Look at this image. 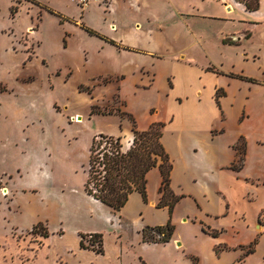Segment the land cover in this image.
<instances>
[{
    "label": "crops",
    "instance_id": "crops-1",
    "mask_svg": "<svg viewBox=\"0 0 264 264\" xmlns=\"http://www.w3.org/2000/svg\"><path fill=\"white\" fill-rule=\"evenodd\" d=\"M106 1L108 9L113 0ZM172 8L175 22L157 50L131 35L129 42L104 38L116 50V65L103 73L115 86L107 103L116 93L123 114H113L117 132L109 135L122 152L132 143L129 117L138 131L162 125L169 189L179 198L171 213L157 206L161 175L152 168L146 202L132 192L113 213L88 197L106 212L98 226L48 232L38 225L41 232L29 235L21 252L0 241V264H137V256L154 264L151 253L160 246L194 255L199 264L205 258L206 264H264V0L256 11L236 0H187ZM143 28L136 23L127 30L144 41ZM167 222L173 228L168 243L143 242L144 228ZM92 234L101 236V253L85 240L80 247L81 236Z\"/></svg>",
    "mask_w": 264,
    "mask_h": 264
},
{
    "label": "rangeland",
    "instance_id": "rangeland-1",
    "mask_svg": "<svg viewBox=\"0 0 264 264\" xmlns=\"http://www.w3.org/2000/svg\"><path fill=\"white\" fill-rule=\"evenodd\" d=\"M99 1L80 12L68 0H0V241L19 252L38 225L48 232L98 226L105 210L84 192L90 148L114 141V115L123 116L116 93L107 103L115 86L103 73L116 65V50L104 38L129 42L131 35L157 50L175 22L172 4L187 3L113 0L106 9ZM136 23L149 39L128 31ZM175 249L155 248L154 264H199Z\"/></svg>",
    "mask_w": 264,
    "mask_h": 264
},
{
    "label": "trees",
    "instance_id": "trees-1",
    "mask_svg": "<svg viewBox=\"0 0 264 264\" xmlns=\"http://www.w3.org/2000/svg\"><path fill=\"white\" fill-rule=\"evenodd\" d=\"M236 2L242 4L247 11H256L259 6V0H236ZM129 120L132 144L127 152L121 151L118 139L110 140L106 142L105 147H99L96 150L92 144L84 192L88 197L115 213L125 205L132 192H138L142 200L146 202V174L152 168H158L161 184L159 187L160 200L157 206L167 207L170 214L179 198L175 197L169 189L171 163L160 141L162 125L153 124L146 131H138L133 119L129 117ZM241 158L240 156V161ZM37 228L38 226L34 227L32 231ZM172 231L173 228L169 222L162 227L144 228L142 240L146 243H156L155 236L162 235L158 241L168 243ZM212 235L216 236V233ZM86 237L88 245L96 253H101V236L97 234L81 236V248H85L82 241ZM94 244L99 247L94 248Z\"/></svg>",
    "mask_w": 264,
    "mask_h": 264
},
{
    "label": "built area",
    "instance_id": "built-area-1",
    "mask_svg": "<svg viewBox=\"0 0 264 264\" xmlns=\"http://www.w3.org/2000/svg\"><path fill=\"white\" fill-rule=\"evenodd\" d=\"M70 3H73L80 10L86 9L90 4L99 3V0H68ZM156 239H161L162 235H156Z\"/></svg>",
    "mask_w": 264,
    "mask_h": 264
}]
</instances>
